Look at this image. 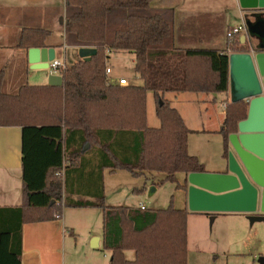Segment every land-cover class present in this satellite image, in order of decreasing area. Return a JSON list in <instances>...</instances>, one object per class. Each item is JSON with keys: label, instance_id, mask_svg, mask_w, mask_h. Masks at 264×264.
Here are the masks:
<instances>
[{"label": "trees", "instance_id": "16d2710c", "mask_svg": "<svg viewBox=\"0 0 264 264\" xmlns=\"http://www.w3.org/2000/svg\"><path fill=\"white\" fill-rule=\"evenodd\" d=\"M150 2L64 0L63 44L95 53L62 72L60 87L24 84L16 94H5L0 70V127L21 133V204L0 208V264H21L23 224L61 220L65 208L100 211L109 264H187V208L108 206L104 173L124 171L152 186L175 183L186 194L187 175L205 170L188 153L191 131L164 96L227 93L228 55L249 47L234 35L226 36L225 50L179 49L173 10L154 9ZM48 36L46 30L24 29L16 47L45 48ZM112 53L133 56L140 86L109 82L105 71ZM149 92L158 128L146 124ZM246 113L244 101L225 106L217 131L224 158L228 136Z\"/></svg>", "mask_w": 264, "mask_h": 264}, {"label": "crops", "instance_id": "0c3cea01", "mask_svg": "<svg viewBox=\"0 0 264 264\" xmlns=\"http://www.w3.org/2000/svg\"><path fill=\"white\" fill-rule=\"evenodd\" d=\"M150 5L154 9L173 10L176 47L179 49L225 50L226 34L230 29L239 26L238 22L247 21L264 25V10L243 9L239 5V0H151ZM61 19L62 22H60ZM64 25V0H0V70L4 72L2 91L5 94H16L19 87L24 84L48 85L46 83L51 75H59L46 68L48 63L45 61L47 58L45 51L42 55H34L32 58L28 54L29 49L16 47L24 29L48 31L49 36L45 40L44 49H54V59H61L66 50L69 51V56L74 62L85 60L95 53L94 48L65 46L63 44ZM262 27L264 30V26ZM246 31L245 43L249 51L262 49L264 41L257 45L253 44L247 27ZM241 37L240 43L242 44ZM199 95L204 97L199 98L198 101L206 104L210 101L214 103L218 95L223 96L221 100L223 110L219 115L222 124L225 106L230 103L229 90L223 94ZM167 101L171 106V102ZM187 101L193 103L192 99ZM174 109L188 128L184 109ZM189 130L191 134L197 136L218 134L205 129ZM20 146L21 133L18 127H0V208H15L21 204ZM227 148L229 151V144ZM192 156L199 160L205 172L218 173L226 167L227 157L222 156V151L218 159L213 160H206L199 153H193ZM119 172L104 173L105 194L107 179L116 176ZM141 206L139 204L138 208ZM66 209L73 210L74 213L75 211L84 213L72 215L68 214ZM88 210L93 209L65 208L61 220L23 224L21 226V264H109V253L102 247V231L87 229L83 231L82 237L79 236V232H75L80 226L76 216L83 214L79 216V219H83L88 216ZM191 215L204 219L206 216L202 213H190L187 217V231L188 219ZM220 216L229 225L234 223L244 228L247 223L246 215L242 213H223ZM93 238H98V240L90 246ZM259 263H264L263 257L259 259Z\"/></svg>", "mask_w": 264, "mask_h": 264}, {"label": "rangeland", "instance_id": "374dc122", "mask_svg": "<svg viewBox=\"0 0 264 264\" xmlns=\"http://www.w3.org/2000/svg\"><path fill=\"white\" fill-rule=\"evenodd\" d=\"M245 24L253 44L257 45L263 41L264 32H261V23H249L240 21L238 25ZM247 40L244 41V43ZM243 43V44H244ZM108 67L111 70L109 76L124 78L128 85L142 84L139 77L133 70V56L129 53H112L109 56ZM48 84V81L47 83ZM37 86V85H34ZM177 97V98H175ZM201 95L193 93L173 94L168 93L165 98L171 102L172 108H183L187 117L188 129L209 130L217 132L221 126L219 115H221V100L223 96L218 95L215 102L202 103L198 100ZM200 98V99H199ZM192 99L191 101H187ZM183 106V107H182ZM207 108V111H206ZM146 124L150 128H158L159 121L155 115V100L152 93L146 95ZM188 153H199L206 160L218 159L220 152H223L221 137L219 134H208L197 136L191 134L188 137ZM161 177L156 174L155 178ZM109 178V177H107ZM179 183L182 182V175H177ZM145 188L142 194L133 193L134 189ZM154 188L150 194V189ZM174 208H186V194L176 189L175 183H164L152 186L150 181L132 178L127 172L120 171L116 176L110 177L106 182L105 204L113 206H126L138 208L141 204L146 210H164L169 204ZM69 214L84 213L67 210ZM88 216L79 219L77 227L79 236L84 235L83 231L90 229L101 232V215L97 209L88 210ZM191 213V212H190ZM223 213L217 216H192L188 219L187 231V264H260L259 259L264 258V222L250 223L247 220L244 228L234 223L227 224L222 220ZM217 217L216 219H214ZM229 225V226H228ZM94 244L90 242V246ZM128 258L133 256L127 252ZM264 264V263H263Z\"/></svg>", "mask_w": 264, "mask_h": 264}, {"label": "water", "instance_id": "95a60500", "mask_svg": "<svg viewBox=\"0 0 264 264\" xmlns=\"http://www.w3.org/2000/svg\"><path fill=\"white\" fill-rule=\"evenodd\" d=\"M243 9L264 10V0H239ZM62 22V19L61 21ZM261 32H264L263 27ZM264 37V35H261ZM242 44L245 36L241 37ZM264 41V38H263ZM264 49V47L262 48ZM228 55L230 103L244 101L247 113L228 136L226 167L218 173H190L186 177V208L191 213H242L250 223L264 222V50ZM47 53L46 63L55 58L54 49L31 48L29 56ZM66 63L74 61L64 52ZM35 59V58H34ZM89 58L85 59L88 60ZM35 63V61H31ZM46 64V68H47ZM45 67V66H44ZM61 75H51L48 85L62 86ZM88 145H85V149ZM155 189H150V194ZM93 238L92 242H97Z\"/></svg>", "mask_w": 264, "mask_h": 264}, {"label": "built area", "instance_id": "2783aa9c", "mask_svg": "<svg viewBox=\"0 0 264 264\" xmlns=\"http://www.w3.org/2000/svg\"><path fill=\"white\" fill-rule=\"evenodd\" d=\"M246 32L247 31H246L245 25H239L237 27L230 29L227 32L226 36L232 37L234 35H237L239 37H241V36L246 37ZM68 67H69V65L66 63L64 55L61 57V59H53L51 62L48 63V66H47L48 69L59 73V75H61V73L64 72ZM110 73H111V70L109 68H107L105 71V74H106L110 83L116 84L118 86H127L128 85V82L126 79L110 77L109 76ZM140 209H144V207L141 206Z\"/></svg>", "mask_w": 264, "mask_h": 264}]
</instances>
